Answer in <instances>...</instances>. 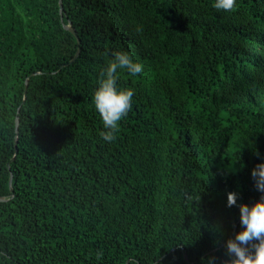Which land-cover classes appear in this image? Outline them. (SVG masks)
Masks as SVG:
<instances>
[{
	"label": "trees",
	"instance_id": "obj_1",
	"mask_svg": "<svg viewBox=\"0 0 264 264\" xmlns=\"http://www.w3.org/2000/svg\"><path fill=\"white\" fill-rule=\"evenodd\" d=\"M214 3L0 0V264H225L262 195L264 0ZM121 50L143 71L118 70L109 144L92 96Z\"/></svg>",
	"mask_w": 264,
	"mask_h": 264
},
{
	"label": "clouds",
	"instance_id": "obj_2",
	"mask_svg": "<svg viewBox=\"0 0 264 264\" xmlns=\"http://www.w3.org/2000/svg\"><path fill=\"white\" fill-rule=\"evenodd\" d=\"M213 7L217 11L232 12L235 0H215ZM113 58L100 72L98 85L94 90L92 102L103 125V131L98 135L105 143H113L120 130V121L132 109V98L135 95L132 88H118V70H126L131 76L142 73L143 65L132 58L127 51L112 53ZM251 176L257 191L262 195L251 206L239 204L240 223L242 230L235 233L225 243L226 254L229 257L225 264H264V163L257 164L251 170ZM238 194H227V207L236 205ZM103 256L97 251L96 259Z\"/></svg>",
	"mask_w": 264,
	"mask_h": 264
},
{
	"label": "water",
	"instance_id": "obj_3",
	"mask_svg": "<svg viewBox=\"0 0 264 264\" xmlns=\"http://www.w3.org/2000/svg\"><path fill=\"white\" fill-rule=\"evenodd\" d=\"M59 6H60V10H61V7H62L61 0H59ZM64 27H65L66 29H68L69 31H71V32L74 34V36L77 38V41L79 42V40H78V36H77V33H76V31L74 30V28H72L70 25H65ZM78 53H79V49L77 50V52L75 53V55L72 57V59H71L70 61H73V60L78 56ZM25 86H27V83H26ZM25 98H26V89H25V91H24L23 101L25 100ZM15 124H16V131H17L18 118H16V120H15ZM15 142H16V139H15ZM16 152H17V149H16V146H15V153H14V154H16ZM13 159H14V158L12 157L11 160H13ZM8 165H9V163H8ZM10 179H11V176H10ZM10 190L12 191V188H11V187H10ZM2 199H4V198H3V197H0V200H2Z\"/></svg>",
	"mask_w": 264,
	"mask_h": 264
}]
</instances>
